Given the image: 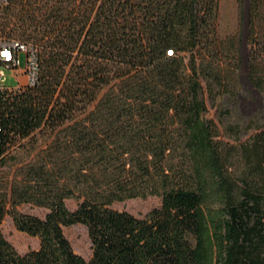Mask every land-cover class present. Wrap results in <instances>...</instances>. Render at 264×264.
I'll use <instances>...</instances> for the list:
<instances>
[{"label": "trees", "instance_id": "1", "mask_svg": "<svg viewBox=\"0 0 264 264\" xmlns=\"http://www.w3.org/2000/svg\"><path fill=\"white\" fill-rule=\"evenodd\" d=\"M217 10L218 0H7L2 15L29 30L37 78L0 100V162L30 138L0 222L7 214L38 244L20 253L0 232V264H264V130L232 162L201 117L202 84L228 96L237 67ZM245 38L264 102V0H247ZM151 195L160 203L143 217L109 207ZM72 224L86 230L87 258L63 234Z\"/></svg>", "mask_w": 264, "mask_h": 264}, {"label": "rangeland", "instance_id": "2", "mask_svg": "<svg viewBox=\"0 0 264 264\" xmlns=\"http://www.w3.org/2000/svg\"><path fill=\"white\" fill-rule=\"evenodd\" d=\"M246 5L247 0H218L217 32L220 36L233 35L238 42L237 67L228 83L229 95L227 96V93H222V91H213L209 95L205 90V85L202 84L205 110L201 113V117L214 125L215 138L221 140L225 148H229L232 162L238 155L239 145L247 143L257 131L264 130L263 94L250 83L247 77L250 45L245 38ZM1 18V28L6 34L8 33L9 37L29 41V30L25 29L22 23L10 20L7 17V11H4ZM181 55L186 61L187 53H181ZM19 67H24L23 53L19 54ZM3 73L5 76V80L2 82L3 86L13 87L17 85L18 80L14 78L12 71L4 70ZM19 80L21 84L24 82L22 74H19ZM24 89V86L21 85L15 93H20ZM29 140V137L15 138L3 154L0 162V196L7 190V181L13 173V164L25 156ZM32 141L34 143L30 155L34 154L40 144L39 136L35 134ZM76 203L77 200L72 198L64 200V204L69 210H73ZM159 203L160 198L151 195L144 198L136 197L114 201L109 207L125 210L136 217H143L150 209L157 207ZM15 209L38 217H43L47 211L45 208L26 203L18 204ZM62 231L72 250L87 258L90 254V243L84 226L72 224L63 227ZM0 232L20 253L37 247V238L17 231L7 214L3 216L0 222Z\"/></svg>", "mask_w": 264, "mask_h": 264}, {"label": "built area", "instance_id": "3", "mask_svg": "<svg viewBox=\"0 0 264 264\" xmlns=\"http://www.w3.org/2000/svg\"><path fill=\"white\" fill-rule=\"evenodd\" d=\"M7 0H0V100L10 93L15 92L21 85L32 86L37 78L36 48L33 44L9 37L1 28V15ZM24 55V67H19V54ZM9 70L14 73L18 80L16 86L6 87L2 85L5 80L3 71ZM19 74L24 77L21 84ZM1 132V130H0Z\"/></svg>", "mask_w": 264, "mask_h": 264}]
</instances>
